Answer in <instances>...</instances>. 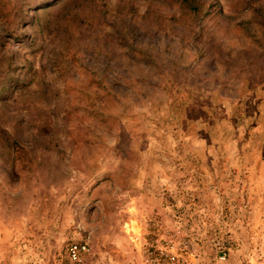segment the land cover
<instances>
[{"label":"rangeland","instance_id":"obj_1","mask_svg":"<svg viewBox=\"0 0 264 264\" xmlns=\"http://www.w3.org/2000/svg\"><path fill=\"white\" fill-rule=\"evenodd\" d=\"M172 256L264 264V0H0V264Z\"/></svg>","mask_w":264,"mask_h":264},{"label":"built area","instance_id":"obj_2","mask_svg":"<svg viewBox=\"0 0 264 264\" xmlns=\"http://www.w3.org/2000/svg\"><path fill=\"white\" fill-rule=\"evenodd\" d=\"M87 251V246L85 244H74L69 249V255L73 261H80L82 253ZM222 259L226 258V252L222 253ZM168 263L166 264H179L176 260V256H172L168 259Z\"/></svg>","mask_w":264,"mask_h":264}]
</instances>
